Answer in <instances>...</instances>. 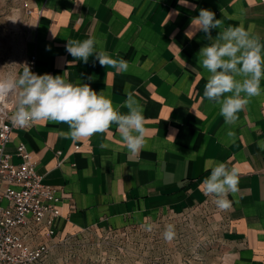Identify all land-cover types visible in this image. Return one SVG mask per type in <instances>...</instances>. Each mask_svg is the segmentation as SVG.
<instances>
[{"label": "crops", "instance_id": "0c3cea01", "mask_svg": "<svg viewBox=\"0 0 264 264\" xmlns=\"http://www.w3.org/2000/svg\"><path fill=\"white\" fill-rule=\"evenodd\" d=\"M26 3L35 24L29 57L37 56L40 75L67 71V80L89 84L97 93L104 90L116 106L132 93L143 109L146 132L147 145L138 155L126 148L115 124L77 142L62 135L69 131L64 123L41 122L13 133L7 145L12 162H21L16 152L24 143L37 172L57 190L55 239L119 231L191 211L219 221L228 264H264V147L259 146L264 143V91L250 99L235 124H225L220 106L202 99L210 74L198 53L212 41L202 31L192 39L185 36L199 10L209 9L222 20L212 38L242 25L264 40V0H188L189 6L178 0ZM89 37L98 51L126 60L128 70L101 66L95 55L86 64H69L74 58L66 51L67 40ZM127 111L120 107L121 113ZM220 162L235 167L239 176L228 211L218 210L200 188Z\"/></svg>", "mask_w": 264, "mask_h": 264}, {"label": "clouds", "instance_id": "9594fccd", "mask_svg": "<svg viewBox=\"0 0 264 264\" xmlns=\"http://www.w3.org/2000/svg\"><path fill=\"white\" fill-rule=\"evenodd\" d=\"M189 6L188 0H178ZM179 13L177 12V15ZM209 9H200L193 17L190 30L185 32L192 39L197 31H202L212 41L198 53L199 63L210 74L204 87L203 97L220 106V115L225 124L232 125L238 119L252 97L262 94L261 80L264 79V40L241 26H228L212 38V29H221L222 20ZM66 51L74 58L69 64L82 61L95 55L101 66L112 67L117 72H126L128 62L113 59L103 51L97 50V41L89 37L84 40H67ZM23 71L19 75L0 77V106H6L15 97L11 122L15 126L27 127L37 123H64L69 131L62 133L73 142L105 133L113 124L118 128L122 141L132 155H138L147 145L144 128L143 109L134 95L126 92L123 105L113 104L110 95L104 90L97 93L89 84L80 81L73 84L63 75H38L31 71L25 62L20 64ZM120 107L128 109L121 113ZM229 136L234 133L229 132ZM168 137H174L169 135ZM264 147V143L259 145ZM102 148L108 145L102 144ZM209 171V168H205ZM239 176L235 167L216 163L210 168V175L203 179L200 188L205 196L212 197L218 210L232 208L230 194L239 191ZM146 231L152 225H142ZM175 225L165 226L162 237L165 242L175 238Z\"/></svg>", "mask_w": 264, "mask_h": 264}, {"label": "rangeland", "instance_id": "374dc122", "mask_svg": "<svg viewBox=\"0 0 264 264\" xmlns=\"http://www.w3.org/2000/svg\"><path fill=\"white\" fill-rule=\"evenodd\" d=\"M34 25L26 0H0V77L23 71L20 64L29 57ZM206 215L190 211L161 216L146 223L152 225L151 231L130 226L83 232L65 240L43 237L51 253L39 264H228L223 227ZM169 223L176 232L170 243L162 237Z\"/></svg>", "mask_w": 264, "mask_h": 264}, {"label": "built area", "instance_id": "2783aa9c", "mask_svg": "<svg viewBox=\"0 0 264 264\" xmlns=\"http://www.w3.org/2000/svg\"><path fill=\"white\" fill-rule=\"evenodd\" d=\"M37 56L29 57L31 71L40 75ZM15 97L0 106V264H39L49 257L51 248L42 238L57 237L56 219L60 215L56 188L46 184L36 170L27 146L20 143L12 162L7 145L19 129L11 122Z\"/></svg>", "mask_w": 264, "mask_h": 264}]
</instances>
